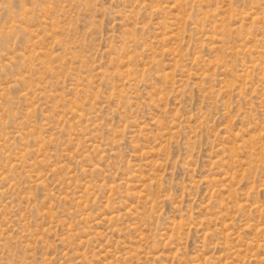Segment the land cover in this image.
Returning a JSON list of instances; mask_svg holds the SVG:
<instances>
[{"label": "rangeland", "instance_id": "rangeland-1", "mask_svg": "<svg viewBox=\"0 0 264 264\" xmlns=\"http://www.w3.org/2000/svg\"><path fill=\"white\" fill-rule=\"evenodd\" d=\"M0 264H264V0H0Z\"/></svg>", "mask_w": 264, "mask_h": 264}]
</instances>
